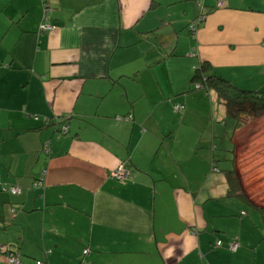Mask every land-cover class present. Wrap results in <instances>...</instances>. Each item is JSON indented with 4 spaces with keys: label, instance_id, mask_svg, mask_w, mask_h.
<instances>
[{
    "label": "crops",
    "instance_id": "1",
    "mask_svg": "<svg viewBox=\"0 0 264 264\" xmlns=\"http://www.w3.org/2000/svg\"><path fill=\"white\" fill-rule=\"evenodd\" d=\"M200 61L264 90V0H0V264H264Z\"/></svg>",
    "mask_w": 264,
    "mask_h": 264
},
{
    "label": "trees",
    "instance_id": "2",
    "mask_svg": "<svg viewBox=\"0 0 264 264\" xmlns=\"http://www.w3.org/2000/svg\"><path fill=\"white\" fill-rule=\"evenodd\" d=\"M201 17H203V19L200 21ZM204 19L205 16L200 14L195 20L191 21L189 30L193 36ZM193 22H197L195 29H191V24ZM191 85L193 89H200L205 94L213 92L218 102L225 108L226 118L234 122L233 130L229 135V140L232 142V156L229 159L231 166L228 170L224 171L228 184L227 196L240 198L249 208L258 210L264 223V207L257 204L253 196L250 194L248 195L247 192L249 191L245 189L241 180V174L237 167L238 153L241 149H245V144L241 142L240 139L241 135L244 132L248 133L247 130L245 131V128L256 118L264 119V90H247L235 86L225 78L217 75L208 61H200L198 63L191 77ZM128 116H125V118ZM46 145L47 144H45L44 147ZM44 152H48V145L47 150H44ZM218 156L219 155H215V157Z\"/></svg>",
    "mask_w": 264,
    "mask_h": 264
},
{
    "label": "rangeland",
    "instance_id": "3",
    "mask_svg": "<svg viewBox=\"0 0 264 264\" xmlns=\"http://www.w3.org/2000/svg\"><path fill=\"white\" fill-rule=\"evenodd\" d=\"M212 95H214V93H212ZM197 119L198 123H200V125L202 124L201 127H204V118L202 116H198ZM227 122L228 127L230 128L229 130L232 131L234 122L229 118L227 119ZM219 124L223 126V124ZM246 130L248 133L244 132L240 137L241 142L245 144V149H241L242 151L240 150L238 153L237 167L239 173L241 174L242 183L244 184L245 189L249 191L247 192L248 195L250 194L253 196L254 201L264 207V119L256 118L250 123V125L248 124V127L245 128V131ZM231 149L232 147H230L229 150ZM219 152L220 151H218V153ZM230 155L231 154L228 153L227 158L230 157ZM223 157H225L224 154ZM218 159L220 170L222 168H226L225 165L228 164V161L223 160L220 157ZM244 209L250 213V216H247L244 219L248 220L252 225H259L261 235L259 239L260 244L258 246V252L264 256V223L261 214L257 210L248 208L247 205ZM232 231H235L234 236L238 237L237 226H235ZM245 241L246 240L243 239V242ZM230 251L231 250H229V253L234 255L232 251Z\"/></svg>",
    "mask_w": 264,
    "mask_h": 264
},
{
    "label": "built area",
    "instance_id": "4",
    "mask_svg": "<svg viewBox=\"0 0 264 264\" xmlns=\"http://www.w3.org/2000/svg\"><path fill=\"white\" fill-rule=\"evenodd\" d=\"M49 16H50V10L49 9H44L43 16H42V23L40 25V30L41 31H51V30L54 29V25L50 24L48 22V20L50 19ZM202 19H203V17L200 18V21ZM196 24H197V22H193L191 24V29H195ZM180 108H181V106H179V105H175V107H174L175 110H178ZM117 119L118 120H122L123 117H117ZM125 119L130 120V119H132V117L128 116ZM66 130H67V127H64V131L63 132H66ZM44 150H47V145L44 147ZM128 175H129V171L124 167L123 164L119 165L115 171L110 173V176L115 178V179H117V180H124V179H126L128 177ZM43 182H44V174L42 173L41 176L33 183L32 187L33 188L42 187V183ZM6 189H7V187H4V190H6ZM9 191L12 194H19L21 192V190L19 188H15V187H10ZM220 245H221V242L217 241L216 242V246L218 247ZM237 247H238V242L236 240L231 242L229 244V246H228V248L230 250H232V251H235L237 249ZM83 253L87 254L88 250L83 251ZM7 263L8 264H19V261H18L16 255H9L7 257ZM37 264H42V263L40 261H38Z\"/></svg>",
    "mask_w": 264,
    "mask_h": 264
},
{
    "label": "water",
    "instance_id": "5",
    "mask_svg": "<svg viewBox=\"0 0 264 264\" xmlns=\"http://www.w3.org/2000/svg\"><path fill=\"white\" fill-rule=\"evenodd\" d=\"M65 133V132H64Z\"/></svg>",
    "mask_w": 264,
    "mask_h": 264
}]
</instances>
